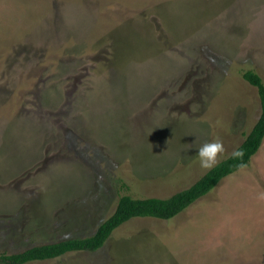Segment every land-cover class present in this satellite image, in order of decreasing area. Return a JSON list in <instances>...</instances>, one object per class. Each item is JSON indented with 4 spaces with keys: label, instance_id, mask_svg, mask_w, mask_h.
<instances>
[{
    "label": "rangeland",
    "instance_id": "1",
    "mask_svg": "<svg viewBox=\"0 0 264 264\" xmlns=\"http://www.w3.org/2000/svg\"><path fill=\"white\" fill-rule=\"evenodd\" d=\"M264 0H0V254L91 235L122 195L167 198L260 114ZM264 140L168 221L31 264H264Z\"/></svg>",
    "mask_w": 264,
    "mask_h": 264
},
{
    "label": "trees",
    "instance_id": "2",
    "mask_svg": "<svg viewBox=\"0 0 264 264\" xmlns=\"http://www.w3.org/2000/svg\"><path fill=\"white\" fill-rule=\"evenodd\" d=\"M241 76L256 89L260 103V114L257 121L235 149L243 151L241 158H233L232 152L192 185L167 198L137 199L122 195L118 198L113 212L96 227L91 235L37 245L15 254L3 253L0 254V264H31L51 261L69 253L96 252L104 246L113 231L131 219L171 220L206 196L221 180L247 167L264 140V83L261 77L252 70L243 72ZM240 165L244 167L241 168Z\"/></svg>",
    "mask_w": 264,
    "mask_h": 264
},
{
    "label": "clouds",
    "instance_id": "3",
    "mask_svg": "<svg viewBox=\"0 0 264 264\" xmlns=\"http://www.w3.org/2000/svg\"><path fill=\"white\" fill-rule=\"evenodd\" d=\"M225 151L223 142L217 138L214 141L204 143L197 151L200 166L203 169L210 170L218 163L217 157ZM242 150H235L232 153L233 158H241ZM243 168V165H240ZM257 199L264 200V191L257 194Z\"/></svg>",
    "mask_w": 264,
    "mask_h": 264
}]
</instances>
